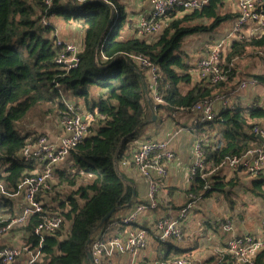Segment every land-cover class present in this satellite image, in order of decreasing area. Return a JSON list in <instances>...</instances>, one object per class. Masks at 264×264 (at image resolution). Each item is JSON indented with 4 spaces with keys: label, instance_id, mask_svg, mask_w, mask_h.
Returning a JSON list of instances; mask_svg holds the SVG:
<instances>
[{
    "label": "trees",
    "instance_id": "16d2710c",
    "mask_svg": "<svg viewBox=\"0 0 264 264\" xmlns=\"http://www.w3.org/2000/svg\"><path fill=\"white\" fill-rule=\"evenodd\" d=\"M224 2L207 0L193 10L174 6L162 16L165 27L158 37L149 39L140 35L137 26L133 36H123L127 12L122 0H112L113 6L100 0L84 5L73 0H52L50 5L46 0H0V181L6 189L17 192L19 184L37 167L20 157L21 151L42 134L20 128L34 107L50 103L56 106L61 118L68 102L63 94L68 92L74 101L83 100L88 109L99 110L87 136L71 149L64 161L53 166L49 188L39 194L44 211L32 215L27 224L10 230L22 233L24 244L37 249L40 238L34 229L38 222L52 214L62 218L60 228L45 236L42 256L34 264H91L86 249L89 242L101 235L107 221L99 231L95 230L102 219L113 208L116 211L109 220L118 216L121 207L147 202L146 198L139 200L133 186L121 180L119 175L128 179L123 162L135 167L134 142L153 108L169 116L179 110H191L197 103L222 92L229 82V65L222 60L225 80L214 84L199 78L186 91L182 89L193 81L194 69L183 50L185 38L212 32L223 22L239 16V11L223 10ZM259 9L264 10V6L259 5ZM55 15H62L65 22L79 23L84 32L80 62L74 68L56 61L61 51L56 43V24H43V19ZM104 33L106 38L102 37ZM250 49L256 53L264 50V31L234 40L226 59L230 62ZM132 55L148 58L159 67L158 94L164 103H156L147 71ZM254 78L263 81L264 74ZM93 86L103 90L98 98H91ZM263 118L262 107L233 106L222 109L213 121L204 122L219 125V131L208 140H201L205 160L192 174L185 191L186 203L226 192L229 204H233L228 189L239 183L238 178H226L216 170L228 157L243 156L263 144V139L252 130L257 126L254 121ZM255 183L261 190L264 177L255 178ZM64 188H68L65 193ZM19 210L15 197L0 195V219L6 220L2 224ZM141 227L153 232L151 227ZM156 241L155 260L190 255L171 242ZM220 264L237 263L230 259L229 263ZM254 264H264V249L255 256Z\"/></svg>",
    "mask_w": 264,
    "mask_h": 264
},
{
    "label": "built area",
    "instance_id": "2783aa9c",
    "mask_svg": "<svg viewBox=\"0 0 264 264\" xmlns=\"http://www.w3.org/2000/svg\"><path fill=\"white\" fill-rule=\"evenodd\" d=\"M95 0H73L75 3L83 4ZM113 6L112 0H100ZM52 0H46L50 5ZM151 10L140 16L137 28L141 35L159 34L165 27V21L161 18L174 6H182L186 10L199 8L207 0H149ZM239 16L237 17L228 37H244L243 29L250 25V33L258 34L264 31V0H237ZM51 19H43V24L49 25ZM103 34V38L107 37ZM57 46L61 51L57 56V63L64 64L67 68L76 67L79 62V49L75 44L57 38ZM225 40L215 42L209 49L206 56L201 58L197 65V75L201 79H208L211 83H219L225 80V71L221 66ZM260 51L263 68L264 52ZM137 64L147 71L150 79V88L153 91L157 104L164 103V99L158 94L159 89V67L145 57L132 55ZM96 62L98 59L96 57ZM256 80L242 81L240 88L246 85H254ZM232 97L227 92H217L213 98L205 99L197 103L192 109L195 112L194 124L213 121L218 113L215 109V102L221 103L222 109L232 107ZM66 112L60 118L62 135L58 143L52 142L48 135H39L38 138L29 143L20 153V157L28 162L36 163L37 167L31 175H28L19 184L17 192L10 193L0 181V195L8 197L22 196L24 205L20 207L19 213L11 220L0 219V235L9 233L14 226L27 224L34 214H41L44 211L43 202L39 197L46 188H49V181L53 178V166L66 159L71 149L74 148L88 134L90 125L96 121L99 110H82L76 103L67 102ZM253 132L264 138V129L255 126ZM195 160L191 167V177L196 168L203 166L205 153L201 141L194 145ZM175 157V152L169 140H158L147 138L137 145L133 155V162L139 173L147 178L148 191L146 203L137 204L127 215L116 216L107 221L101 235H98L90 244L93 264H111V260L119 255L129 254L132 256L133 264H194L186 257L154 260L141 262L139 256L147 248L149 231L143 227H132L139 216L149 210H156L159 207V192L162 188V181L168 176L167 161ZM128 165V162H123ZM264 165V142L256 148L249 150L243 156L228 157L222 164L232 170H247L251 175L257 174ZM220 166V167H221ZM194 197V196H191ZM194 200H189L176 213H170L161 217L153 228L155 238L160 242H171L181 239L184 234V224L187 221L191 210L194 208ZM62 218L52 214L44 216L36 225L34 232L40 238L39 248L32 249L30 245L14 243L11 245H0V264H13L23 253L29 254L26 264H34L42 256V246L47 234L55 232L60 228ZM131 226V227H129ZM222 229L231 233L227 240L225 249L221 252L223 257L218 263H229L230 259L237 264H254L255 256L264 249V219L262 229L258 234H234V225L230 217H226L221 223ZM129 227L128 229H126ZM110 236L104 237L105 234ZM22 235V234H21ZM103 238H102V237ZM20 244V245H19ZM229 256V259L226 257ZM227 258V259H226Z\"/></svg>",
    "mask_w": 264,
    "mask_h": 264
},
{
    "label": "crops",
    "instance_id": "0c3cea01",
    "mask_svg": "<svg viewBox=\"0 0 264 264\" xmlns=\"http://www.w3.org/2000/svg\"><path fill=\"white\" fill-rule=\"evenodd\" d=\"M122 2L124 3L127 12V24L124 27V34L127 36H133L134 33H136L135 27L137 26L140 16L149 13L151 5L149 0H122ZM223 10H229L232 12L238 11L237 1L225 0ZM235 21V19H232L230 25L222 23L216 30L212 32H204L202 36H191L188 40L185 38L183 50L191 56L189 62L194 66V69L193 81L190 84L183 85L182 89L183 91H186L196 82H199L200 79L197 75V65L199 60L207 55L210 47L215 42L225 40L222 60L224 63L226 62L229 65L230 78L222 92H227L229 95L233 96V106H241L244 109L252 106L264 108V80L259 81L254 78L255 75L264 74L261 56L256 54L253 49H250L246 55L235 57L230 62L226 59L232 42L239 38L228 37ZM242 34L244 37L251 35L250 25L244 27ZM157 35L158 34H149L144 36L151 39ZM186 41L188 42L186 43ZM190 41L195 43L191 46L189 45ZM254 52L255 54H253ZM193 53L195 55H193ZM253 79L256 80L254 85L248 84L245 88H240L239 85L242 81ZM102 93L103 90L100 89L98 97ZM65 95L63 96L65 97ZM82 103L84 104V102ZM215 109L219 114L222 110L221 103L215 102ZM194 119L195 112H192L191 110H179L169 116L161 109H152L150 119L143 125L140 135L134 142V145L137 147L139 143L144 142L147 138L169 140L174 149L175 157L172 160L167 161L168 176L162 181L163 187L160 188L158 195L160 201L159 207L156 210H149L142 213L137 222L132 224V227H141L146 225L153 229V224L158 218L170 213H176L179 208L184 206L186 203L187 196L185 191L190 185V171L195 160L194 145L197 141H201L203 139L208 140L210 136L216 135L219 131V125L217 124L212 126L204 124L203 122L194 124ZM254 122L258 127L264 129V118ZM42 130L43 133L48 135L52 142L58 143L59 138L62 135L60 117L56 118L54 125L48 124ZM244 170L245 169L242 168L230 170L227 167H220L216 171L225 172L222 175H225L226 178L229 179L237 177V181L246 186L251 184V186L248 187L251 189L247 194L252 196V201L246 202V204L244 202L235 203L233 200V204L231 205L228 203L226 195H224L227 202L225 201V204L222 203L223 205L219 206L217 201L220 200H218V196L216 194L220 195V192H215L208 197H201L198 199L199 203L195 213L193 215L189 214L187 221L184 224V234L181 239L171 241L176 248L190 253V255L186 258L192 261V263L213 264L218 263L223 257L221 252L225 249L227 240L231 236V233L222 229L221 223L223 218L230 217L232 219L234 234L260 233L262 229V221L264 219V209L258 207L257 205L261 202V195L264 194V187L262 186V190H260V188H256L255 177H253V175H246ZM123 171L128 177L126 182L132 185L135 191L138 192V199H145L148 191L147 178L142 176L134 166L125 165L123 167ZM242 192L245 196V191L243 190ZM254 194H257V196ZM15 199L17 209L24 205L22 196H17ZM136 205L137 204L133 206L121 207L117 215H127ZM261 207L264 208V205ZM21 234L22 233L19 232H9L0 235V245L6 246L18 243L21 241ZM110 235L111 233H108L105 234L104 237H108ZM156 240L157 239L155 238L153 232L150 231L147 248L139 256V260L141 262H150L156 259ZM22 258H24L27 263L29 254L23 253ZM132 260V256L124 254L114 257L111 260V264H133Z\"/></svg>",
    "mask_w": 264,
    "mask_h": 264
},
{
    "label": "rangeland",
    "instance_id": "374dc122",
    "mask_svg": "<svg viewBox=\"0 0 264 264\" xmlns=\"http://www.w3.org/2000/svg\"><path fill=\"white\" fill-rule=\"evenodd\" d=\"M68 0H64V2H67ZM237 1V0H236ZM128 4V3H127ZM62 16V15H61ZM60 15H55L54 17L51 18V22L56 24V30H55V35L57 36V38H60L64 41L69 40L68 42H71L73 44H75L79 49H82L83 46V42H84V32L80 27V24L77 22H65L61 19ZM232 20H228L225 23L226 25H230ZM127 24V21H125L124 26ZM61 30V32H60ZM203 33H195L192 35H188L186 37V40H188V38H190L191 36H202ZM123 36H127L126 34H123ZM158 37V35L156 36ZM188 41H186L187 43ZM195 42L190 41L189 45H193ZM260 51L258 50L256 54L260 55ZM264 52V50L262 51ZM192 53V52H191ZM193 55H195L193 53ZM189 56V60L191 58L190 55ZM261 56V55H260ZM100 88L93 86L92 87V91H91V98H97L98 97V92H99ZM67 94V95H65ZM63 95H65V100L68 102H73L74 99L72 98V96L70 95V93L65 92ZM82 100L76 101V104L78 105V107H80L82 110H86L88 109L87 106L85 105V103H82ZM74 103V102H73ZM84 108V109H83ZM56 118H59V116H57V111H56V106L50 104V103H45V104H41V105H37L36 107H34L29 114L26 116L25 120L23 121L22 125H20V128H27L31 131H38L39 133H42L43 135H46L45 133H43V130L45 126L49 125H54V123L56 122ZM232 170V169H230ZM245 174L250 176L251 174L247 171L244 170ZM221 174H224L223 171L220 172ZM228 175V174H227ZM259 176H263L264 177V165L263 168L255 175H253V177L257 178ZM54 181V180H53ZM52 181V183H53ZM250 185L246 186L243 183H238L236 184L234 187L229 188L228 190L231 191V193H229L228 195L234 200L235 203H240V202H250L252 201V196H250L248 193V191H250L251 188ZM264 187V185H263ZM258 188V187H256ZM64 193L68 190H66V188L63 189ZM245 191L246 195L244 196V193L242 191ZM262 190V189H261ZM218 197L217 203L219 204V206L223 205L222 203H226V199L224 198V195H226V192H220L219 194H216ZM257 196V194H254ZM224 198V199H222ZM226 201V202H225ZM198 203L199 200H197L195 202V206L194 208L191 210L190 215L194 214L197 207H198ZM229 203V201H228ZM247 204V203H246ZM248 204H252V203H248ZM264 205V196L261 195V202L257 205L258 207L264 209L263 206ZM20 244L23 243L22 238L20 237ZM19 244V245H20ZM144 259V258H142ZM145 260V259H144ZM13 264H26L24 258L19 257ZM130 264V263H129Z\"/></svg>",
    "mask_w": 264,
    "mask_h": 264
},
{
    "label": "water",
    "instance_id": "95a60500",
    "mask_svg": "<svg viewBox=\"0 0 264 264\" xmlns=\"http://www.w3.org/2000/svg\"><path fill=\"white\" fill-rule=\"evenodd\" d=\"M87 3V2H86ZM85 3H83V4H80V5H84ZM111 21H112V18L109 20V24L111 23ZM259 137H261V136H259ZM263 140H264V138L263 137H261ZM242 167L240 166L239 167V169H241ZM120 176V178H121V180H123V181H126V179L122 176V175H119ZM116 211V208H113L103 219H102V221L99 223V225L97 226V228H96V230H95V232H97V231H99L101 228H102V226L105 224V222L106 221H108L110 218H111V216L113 215V213ZM89 244H90V242L88 243V246H87V249H86V253H87V256H88V259H89V261H90V263L91 264H93V259H92V254H91V251H90V248H89Z\"/></svg>",
    "mask_w": 264,
    "mask_h": 264
}]
</instances>
